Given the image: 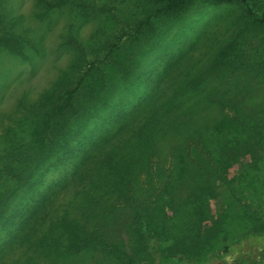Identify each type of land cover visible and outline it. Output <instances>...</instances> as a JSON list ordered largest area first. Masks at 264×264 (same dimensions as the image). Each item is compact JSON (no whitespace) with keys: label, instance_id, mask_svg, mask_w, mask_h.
Returning <instances> with one entry per match:
<instances>
[{"label":"rangeland","instance_id":"1","mask_svg":"<svg viewBox=\"0 0 264 264\" xmlns=\"http://www.w3.org/2000/svg\"><path fill=\"white\" fill-rule=\"evenodd\" d=\"M47 3L0 0V34L15 33L27 55L0 49V139L24 134L33 119L29 105L57 83L74 86L85 71L78 96L99 101L74 120L73 154L62 163L50 159L38 184L14 196L17 223L0 232V264H127L144 256L141 233L175 251L222 212L223 192L255 190L256 180L264 185V31L248 27L240 2L191 0L179 14L151 15L138 30L153 13L149 0H62L53 9ZM236 53L244 63L233 72L239 80L219 78L212 63ZM151 129L163 136L147 141ZM255 131L261 143L248 149ZM233 150L249 152L235 163ZM199 166L213 172L210 180L182 174ZM120 174L133 206L103 187ZM61 215L99 244L66 246ZM263 247L264 234L224 237L204 259L264 264Z\"/></svg>","mask_w":264,"mask_h":264},{"label":"trees","instance_id":"2","mask_svg":"<svg viewBox=\"0 0 264 264\" xmlns=\"http://www.w3.org/2000/svg\"><path fill=\"white\" fill-rule=\"evenodd\" d=\"M44 1V0H43ZM153 8V13L147 14L144 19L139 20L137 30L145 25L151 24V15H176L183 12L191 0H149ZM213 3L223 2H240L243 5V20H248V27H253L258 30L264 31V0H210ZM62 0H52V3H47L49 9L61 5ZM116 42L111 44L110 49L116 46ZM0 49H6L8 52L15 56L26 58L27 55L24 51V45L22 40L12 32H5L0 34ZM238 53L228 58H222L217 63H212L216 66L217 75L219 78H226L231 74L234 76L235 70H241L244 64L239 60ZM93 65V62L90 66ZM240 66V67H239ZM90 69V68H89ZM85 71L82 73L74 86H70L68 83H57L51 89L44 91L38 100L29 105V110L32 114V121L27 124V128L23 130V133L12 131L5 134L0 139V232L3 230H10L16 221V208L11 206V202L14 196L20 190H30L34 188L43 172V166L52 159L54 163H62L73 154V149L70 146L76 130L74 120L84 119L92 109L96 107L98 101L83 98L78 96L80 92V86L85 81L88 73ZM234 72V73H233ZM237 81L239 77H235ZM107 92H110L108 89ZM106 93H103L104 101L107 100ZM186 118L180 121H185ZM221 120V119H220ZM175 120L168 122L171 126ZM219 120L217 121V123ZM222 122V121H221ZM189 124V123H188ZM191 124V123H190ZM186 125V124H185ZM220 125H223L220 123ZM189 126V125H188ZM153 129V128H152ZM149 130L147 132V141H154L155 138H161L163 135H158V130L154 132ZM197 127L194 132L199 131ZM164 134V131H162ZM188 134H192L188 132ZM260 133L255 131V135L248 136V142L245 145H251V142L255 140L256 144L260 141ZM156 135H158L156 137ZM247 141V140H246ZM150 146V145H149ZM254 146V145H252ZM250 147V146H249ZM245 148V149H247ZM249 149V148H248ZM141 149H138L141 155ZM247 152V151H245ZM249 152V151H248ZM247 152V153H248ZM232 156H235L234 162H238L246 154L243 152L231 151ZM136 160L137 165H140L144 158ZM224 161V162H223ZM221 163L225 170L228 168L225 159ZM114 167V165H112ZM137 168V166H134ZM120 170V169H119ZM118 171L117 168L114 170ZM124 173L128 174L127 168H124ZM210 170L206 169V166H199L188 168L187 171L182 173L184 176L193 177L194 179L209 180ZM131 174V172L129 173ZM216 174V173H215ZM212 175V174H211ZM120 178H113L105 182L106 192L110 194L117 193L118 197L123 199L128 205L133 206L131 197L128 192L127 177L120 174ZM218 176V175H216ZM192 178V179H193ZM260 185L261 181H255ZM255 190H243L237 194L234 191L223 192L221 195L223 209L220 214L215 218L209 220H203L200 227L194 230L193 234L189 237H183L180 245L175 248V251H167V246L157 240L155 245V239L153 235L149 233L140 234L139 250L144 253L143 258L139 261L132 259L127 260V264H189L186 258L201 259L199 264H223L222 260L210 258L204 259L210 252L216 250L223 244V238L232 239L234 237L252 233L261 232L264 230V202H261L259 198H262L259 187L264 189V185L256 186ZM102 188V187H101ZM104 192V188H103ZM105 194V193H104ZM102 194V195H104ZM103 198L100 196V199ZM58 218V217H57ZM73 220V219H72ZM201 220V219H200ZM63 224L68 228V235L66 238V246L76 248H89L94 247L95 244H99V240L95 236H90L73 221H69L65 215H61L56 222ZM16 222V223H15ZM21 222V223H20ZM20 224L25 222L24 218L20 219ZM73 223V224H71ZM23 225V224H22ZM21 226L18 225V228ZM41 240L48 239L47 235L43 234ZM47 246H56L55 243H43ZM203 259V260H202Z\"/></svg>","mask_w":264,"mask_h":264},{"label":"flooded vegetation","instance_id":"3","mask_svg":"<svg viewBox=\"0 0 264 264\" xmlns=\"http://www.w3.org/2000/svg\"><path fill=\"white\" fill-rule=\"evenodd\" d=\"M249 235H262V234H264L263 232H252V233H248ZM261 256H262V258L264 259V247L262 248V250H261ZM215 259H219V260H222V258L221 257H218V258H215ZM223 261V260H222Z\"/></svg>","mask_w":264,"mask_h":264}]
</instances>
